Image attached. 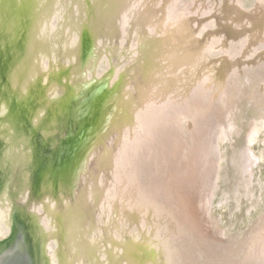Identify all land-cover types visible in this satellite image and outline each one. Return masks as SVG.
Segmentation results:
<instances>
[{
    "label": "bare ground",
    "instance_id": "bare-ground-1",
    "mask_svg": "<svg viewBox=\"0 0 264 264\" xmlns=\"http://www.w3.org/2000/svg\"><path fill=\"white\" fill-rule=\"evenodd\" d=\"M180 4L181 0H0V112L20 104L36 75L45 80L47 69H60L49 93H55V84L61 96L92 94L85 108L93 98L101 99L88 124V132L99 131L92 138V151L85 152L88 163L74 192L63 196L58 215L30 211L13 219L15 198L8 200L7 222L13 219V226L11 236L0 240L5 242L0 264H29L28 258L36 264L34 235L40 228L46 229L45 244L54 264H68L70 256L71 264H155L158 254L165 260L161 264H263L257 258L259 249L254 257L251 243L260 239L264 244V225L250 244L230 245L216 242L198 216L200 229L191 228L184 218L197 212L211 184L220 109L212 105L207 110L199 101L209 76L198 71L205 58L193 42V20H187L192 12ZM226 5L231 15L243 14L230 0ZM227 61L233 62L230 57ZM185 110L195 112L191 128L196 145L187 157L179 131ZM84 114L77 123L70 121L71 129L80 119V128L88 123L87 111ZM26 196L22 201L31 207ZM176 203L181 209L173 207ZM2 215L1 208L0 219ZM135 240L144 242H136L146 254L142 261L122 256L125 244L135 245Z\"/></svg>",
    "mask_w": 264,
    "mask_h": 264
},
{
    "label": "rangeland",
    "instance_id": "rangeland-1",
    "mask_svg": "<svg viewBox=\"0 0 264 264\" xmlns=\"http://www.w3.org/2000/svg\"><path fill=\"white\" fill-rule=\"evenodd\" d=\"M230 1L243 10L242 15H231L227 0H181L180 4L192 12L185 16L194 22L189 23L195 32L193 42L205 58V66L198 71L209 76L199 101L207 110L212 105L220 109L211 184L206 199L197 203V212L191 211L184 218L191 228H199L198 216L218 243L241 245L254 241L255 232L264 225V217L257 223L264 213V0ZM228 25L229 31L224 30ZM229 57L233 60L230 64ZM59 72L46 70L44 89ZM38 80L39 75L31 86ZM194 115L187 110L179 130L186 140V157L196 145L191 128ZM42 203L35 201L33 208ZM179 204L173 207L181 209ZM251 246L254 257L259 249L257 258L264 264V244L259 239Z\"/></svg>",
    "mask_w": 264,
    "mask_h": 264
},
{
    "label": "flooded vegetation",
    "instance_id": "flooded-vegetation-1",
    "mask_svg": "<svg viewBox=\"0 0 264 264\" xmlns=\"http://www.w3.org/2000/svg\"><path fill=\"white\" fill-rule=\"evenodd\" d=\"M63 85L67 87L65 82ZM50 86L44 89L42 80L39 78L35 85L30 86V93L24 96L20 104L15 105L12 110L0 112V194L2 195L0 197V209H3V215L0 219V240L7 238L8 235L11 236L14 215L21 219L22 212L28 216L30 211L37 216L44 213L48 214L50 211H56L58 215V206L61 205V202L63 205L65 204L63 196L65 194L70 196L74 192L76 180L78 176L80 179L82 170L88 163L86 156H84L85 152L88 153L89 149L92 151V138H95L96 133L99 132L96 128L94 131L88 132V124L90 123L88 113L85 117L88 122L86 123V132L82 133L83 136L79 140L83 143L80 145L78 141V144L75 136L83 119H80L73 129L70 128L69 123L70 121L73 124L78 122L79 115L83 112L87 100L92 97V94L91 96L89 94L81 96L72 94L61 97L57 92L58 86L54 84L56 89L53 94L49 93L53 85ZM44 95L46 96L45 99ZM100 100V98H93L92 112ZM23 107L25 109H22ZM77 107H80L82 111L76 113ZM99 109L98 107V111ZM12 112H14V116H12ZM27 120H30L29 123ZM97 124L100 126L101 123ZM75 141L77 142L76 147H74ZM83 157L85 159L81 164ZM63 170L65 171L59 176ZM24 193L27 194V199L30 198L31 204L35 201L43 203L41 205L36 204L34 208L33 205L28 207V203L24 199L22 201ZM18 197L21 200H18ZM13 198H15V206L11 208L10 202ZM9 208H11V217H13L11 222H7L9 218L7 210H10ZM30 229L34 230L31 227ZM45 230L40 228L37 230L39 233L34 235L37 248L36 264H54L50 260L49 249L45 244ZM40 236L42 237L41 240L38 239ZM4 244L5 242L0 243V250L5 246ZM51 252L53 256L55 250L51 248ZM23 256L20 255L19 258L22 259ZM30 256H32L31 252ZM3 260L5 257H2L1 263ZM20 263L22 264V262ZM28 263L34 264L31 258H28Z\"/></svg>",
    "mask_w": 264,
    "mask_h": 264
},
{
    "label": "water",
    "instance_id": "water-1",
    "mask_svg": "<svg viewBox=\"0 0 264 264\" xmlns=\"http://www.w3.org/2000/svg\"><path fill=\"white\" fill-rule=\"evenodd\" d=\"M84 110V112L85 111H87V113H89V115H88V118H89V120H90V117L94 114V111L92 112V109H91V107L90 106H88L87 105V107L85 108V109H83ZM79 111V110H78ZM82 111V109L79 111V112H81ZM84 112H81V114H83V116L85 115L84 114ZM69 114H71V113H69ZM72 115H74V112H72ZM69 116V115H68ZM73 117V116H72ZM86 125L87 124H85V125H82L81 126V128L79 129V131H78V133H77V137L79 138V140H81V138H82V133H83V130L85 129V127H86ZM72 137H74V134H72ZM264 217V213H263V215L259 218V220L257 221V223L260 221V219H262ZM21 222H22V220H20ZM256 223V224H257ZM65 226V225H64ZM65 228H66V226H65ZM18 234H19V228H18V230H17V234H16V239H17V236H18ZM20 238V237H19ZM130 238H128V240H129ZM21 240H19L18 242H17V244H19V242H20ZM139 242V243H144L143 241H140V240H135V245H133V243L132 244H130L129 242H127L126 244H125V247L123 248V249H125V253H123V257L126 259V260H130V261H132L133 259H138L139 261H142L143 260V258H145L146 259V254H145V251L142 249V248H140L139 246H138V244H136V242ZM149 241H151V239L149 240ZM20 245H21V242H20ZM143 245H145V244H143ZM120 246H122V245H120ZM162 256L163 255H161V254H158L157 256H155V257H153V260H154V262H155V264H161L163 261L162 260H164V259H162ZM16 258V257H15ZM164 258V257H163ZM165 261V260H164Z\"/></svg>",
    "mask_w": 264,
    "mask_h": 264
}]
</instances>
